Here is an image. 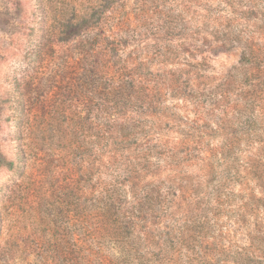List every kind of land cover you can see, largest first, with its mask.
Returning <instances> with one entry per match:
<instances>
[{
  "label": "rangeland",
  "instance_id": "rangeland-1",
  "mask_svg": "<svg viewBox=\"0 0 264 264\" xmlns=\"http://www.w3.org/2000/svg\"><path fill=\"white\" fill-rule=\"evenodd\" d=\"M95 1L0 0V264H215L203 151L242 132L235 66L264 52V0H118L64 40ZM180 212L182 251L127 239L128 217L158 235Z\"/></svg>",
  "mask_w": 264,
  "mask_h": 264
},
{
  "label": "trees",
  "instance_id": "trees-1",
  "mask_svg": "<svg viewBox=\"0 0 264 264\" xmlns=\"http://www.w3.org/2000/svg\"><path fill=\"white\" fill-rule=\"evenodd\" d=\"M115 1L118 0H97L82 5L79 21L74 24L66 22L64 40L94 30L97 21ZM235 73L240 83L236 107L238 117L243 120V129L238 137L223 135L219 148L203 151V155H208L203 156L202 168L205 177L211 178L206 186L215 189V194L206 201L214 212V220L206 230L205 239L197 241V248L199 258L209 259L215 264H264V52L251 48L242 50ZM140 92L145 98L149 96L148 88L142 84ZM155 93L161 95V86L155 88ZM227 181L238 183L239 193H224ZM129 183L131 190L139 188L133 177ZM197 184L203 186L201 182ZM132 199L137 201L138 198L132 196ZM234 200H238V204H234ZM231 206L236 208L229 210ZM221 213L226 215L227 225L221 224ZM180 214L186 218V226L175 230L165 225L159 229L161 233L158 235L153 234L155 230H139L130 216L129 222H126L127 239L139 251L146 246L161 249L167 244L182 251L188 242L194 241L196 231L192 228L193 222L190 224L189 213ZM177 216L178 213L173 214L172 220Z\"/></svg>",
  "mask_w": 264,
  "mask_h": 264
}]
</instances>
